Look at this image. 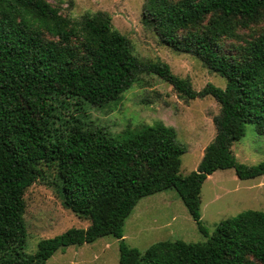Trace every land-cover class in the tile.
<instances>
[{"label": "trees", "instance_id": "trees-1", "mask_svg": "<svg viewBox=\"0 0 264 264\" xmlns=\"http://www.w3.org/2000/svg\"><path fill=\"white\" fill-rule=\"evenodd\" d=\"M142 14L145 28L196 55L226 78L225 88L195 91L167 63L142 61L105 11L72 17L48 0H0V264H45L59 248L108 234L119 239V264H264V211L224 218L211 234L200 215L201 185L215 170L264 174V160L247 165L232 151L246 124L264 134V0H146ZM251 25H260L256 34L239 32ZM145 73L185 100L210 94L220 105L216 134L186 175L173 127L155 121L112 135L86 118V106L118 102ZM37 180L54 184L62 204L89 225L42 238L28 254L24 193ZM167 188L207 239L128 245L125 219L141 197Z\"/></svg>", "mask_w": 264, "mask_h": 264}, {"label": "rangeland", "instance_id": "rangeland-1", "mask_svg": "<svg viewBox=\"0 0 264 264\" xmlns=\"http://www.w3.org/2000/svg\"><path fill=\"white\" fill-rule=\"evenodd\" d=\"M60 5L62 13L78 17L84 12L105 11L112 24L131 41L135 54L142 61H162L171 71L191 82L195 91L207 83L225 88L226 78L209 70L194 54L176 51L142 23L146 0H48ZM260 25L241 28L239 32L256 34ZM228 41V40H226ZM70 105L65 113H73ZM87 120L105 127L112 135L127 127L140 128L161 121L173 127L176 143L184 148L179 173L196 170L205 147L216 134L214 116L220 105L210 94L185 100L171 84L153 73L138 76L121 99L108 107L86 106ZM232 151L239 162L247 165L264 160V134L255 125H245L244 136L233 142ZM54 184L40 180L24 193L26 224L25 252L37 250L38 241L53 237L72 227L87 228L88 220L79 218L65 207ZM247 209L264 211V174L253 178L237 177L233 167L217 169L204 180L200 189L202 224L211 234L218 222ZM125 242L140 250L161 240L205 241L204 235L189 214L174 188L141 197L124 221ZM45 264H119V239L103 235L92 242L72 244L57 249Z\"/></svg>", "mask_w": 264, "mask_h": 264}]
</instances>
